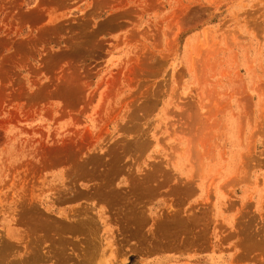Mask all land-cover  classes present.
I'll list each match as a JSON object with an SVG mask.
<instances>
[{"label": "rangeland", "instance_id": "rangeland-1", "mask_svg": "<svg viewBox=\"0 0 264 264\" xmlns=\"http://www.w3.org/2000/svg\"><path fill=\"white\" fill-rule=\"evenodd\" d=\"M0 264H264V0H0Z\"/></svg>", "mask_w": 264, "mask_h": 264}, {"label": "bare ground", "instance_id": "bare-ground-1", "mask_svg": "<svg viewBox=\"0 0 264 264\" xmlns=\"http://www.w3.org/2000/svg\"><path fill=\"white\" fill-rule=\"evenodd\" d=\"M89 259V258H88Z\"/></svg>", "mask_w": 264, "mask_h": 264}]
</instances>
